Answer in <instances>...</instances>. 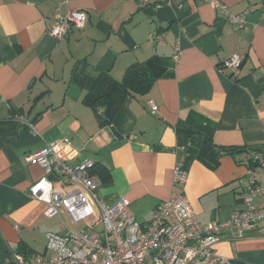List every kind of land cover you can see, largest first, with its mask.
<instances>
[{"label": "crops", "instance_id": "crops-1", "mask_svg": "<svg viewBox=\"0 0 264 264\" xmlns=\"http://www.w3.org/2000/svg\"><path fill=\"white\" fill-rule=\"evenodd\" d=\"M218 1L244 16L241 29L200 0H0V123L17 114L36 131L12 123L0 132V264L46 254V234L60 233L59 218H46L45 205L28 194L44 172L25 157L46 144L69 145L72 166L89 158L104 167L107 181L92 174L98 198H126L140 225L168 198L176 164L187 172L184 198L201 224L243 209L249 154L222 156L211 169L178 147L176 135L195 112L214 123L219 147L264 145V0ZM74 11L87 13L84 28L51 37L56 13ZM232 55L242 60L237 73L222 67ZM152 57L165 60L171 76L144 96L114 98L110 123L101 126L73 70L86 65L119 82L130 65ZM253 175L264 188V169ZM254 205L263 208L264 198ZM214 251L232 264H264V220L242 238L223 231Z\"/></svg>", "mask_w": 264, "mask_h": 264}, {"label": "built area", "instance_id": "built-area-1", "mask_svg": "<svg viewBox=\"0 0 264 264\" xmlns=\"http://www.w3.org/2000/svg\"><path fill=\"white\" fill-rule=\"evenodd\" d=\"M138 1L148 4V0ZM200 1L208 3L232 26L241 29L245 25L244 16L231 14L220 1ZM86 22L85 11L65 16L57 12L49 35L61 40L70 30L83 29ZM178 58L179 49L172 62L177 63ZM241 62L238 55H232L222 67L237 73ZM148 107L152 114L158 112L152 100ZM10 121L36 134L32 123L23 116L15 114ZM74 156L69 145L46 144L25 157L27 164H36L44 172L30 186L29 197L45 205L46 218H59L60 233L46 234V254L28 259L16 254L11 258L13 264H232L214 251L222 232L235 230L236 237L242 238L264 220V207L254 205L256 198H264V188L258 187L253 175L255 169H264L263 153L252 155L253 167L248 170L243 188V209L224 223L207 225L197 220L185 201L187 172L179 164L173 167L168 198L156 206L148 224L140 225L126 198L112 204L98 198L99 183L91 174L94 161L83 158L72 166ZM50 176L54 180H49ZM98 223L101 229L95 230Z\"/></svg>", "mask_w": 264, "mask_h": 264}, {"label": "trees", "instance_id": "trees-1", "mask_svg": "<svg viewBox=\"0 0 264 264\" xmlns=\"http://www.w3.org/2000/svg\"><path fill=\"white\" fill-rule=\"evenodd\" d=\"M172 67L159 57H152L144 62L130 65L124 72L121 81L113 80L106 73L91 72L86 65H82L72 72V81L84 90L83 102L93 107L99 117V124L106 126L110 123L113 112L111 104L113 99L122 100L124 97L135 98L146 95L152 85L159 78L170 77ZM12 126L8 123H0V132ZM214 123L195 112H190L187 119L176 127L178 147L192 153L206 166L215 169L222 156H234L235 154L248 153L249 168L253 167L252 155L264 154V145L261 147H219L214 144L212 134ZM94 164L91 174L98 173L102 181L108 180V173L104 167Z\"/></svg>", "mask_w": 264, "mask_h": 264}, {"label": "rangeland", "instance_id": "rangeland-1", "mask_svg": "<svg viewBox=\"0 0 264 264\" xmlns=\"http://www.w3.org/2000/svg\"><path fill=\"white\" fill-rule=\"evenodd\" d=\"M63 180V179H62ZM75 229H80L81 226H75L74 227ZM101 229V225L98 223L97 226H96V229L95 230H100Z\"/></svg>", "mask_w": 264, "mask_h": 264}, {"label": "water", "instance_id": "water-1", "mask_svg": "<svg viewBox=\"0 0 264 264\" xmlns=\"http://www.w3.org/2000/svg\"><path fill=\"white\" fill-rule=\"evenodd\" d=\"M49 180H54V178L52 176L49 177Z\"/></svg>", "mask_w": 264, "mask_h": 264}]
</instances>
